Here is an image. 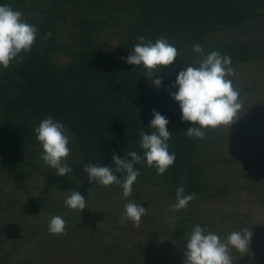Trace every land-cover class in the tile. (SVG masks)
Wrapping results in <instances>:
<instances>
[{
  "label": "trees",
  "instance_id": "16d2710c",
  "mask_svg": "<svg viewBox=\"0 0 264 264\" xmlns=\"http://www.w3.org/2000/svg\"><path fill=\"white\" fill-rule=\"evenodd\" d=\"M0 3L38 28L23 61L0 69V264H183L185 238L196 223L221 239L249 227V251L231 250L233 264H264V221L244 210L256 205L264 212V177L258 180L264 174V0ZM139 36L166 38L178 50L158 74V90L157 74L126 63ZM197 43L231 57L242 103L235 123L206 131L203 140L186 135L191 125L169 96L177 73L198 62ZM153 111L169 121L174 164L163 175L135 165L140 175L127 197L119 185L91 182L86 163L114 168L113 154H142L139 130L151 131ZM48 116L69 130V176L40 159L33 129ZM182 182L196 196L175 210ZM69 190L87 200L82 213L65 205ZM132 200L147 209L138 226L121 221ZM55 215L66 222L62 234L48 231Z\"/></svg>",
  "mask_w": 264,
  "mask_h": 264
},
{
  "label": "clouds",
  "instance_id": "9594fccd",
  "mask_svg": "<svg viewBox=\"0 0 264 264\" xmlns=\"http://www.w3.org/2000/svg\"><path fill=\"white\" fill-rule=\"evenodd\" d=\"M23 13L14 10L10 5L0 3V69L8 68L12 62L21 63V53H28L37 38L38 28L35 24L22 18ZM51 33H46L47 39ZM138 42L132 47L126 63L143 67L145 74L151 77L152 85L158 90L162 79L158 75L164 68L172 65L178 57L176 46L166 38H158L153 42L139 36ZM192 52L199 54L196 64H185L177 73L169 91L170 98L179 106L181 121L189 122L185 131L189 138L203 140L206 131L227 125L230 127L240 118L242 103L240 92L234 87L231 77L234 69L232 59L219 51L206 52L200 44L192 46ZM168 119L157 111H153L147 129L139 130V148L127 151L124 158L112 155L115 167L100 163H86L83 167L89 180H95L101 186L119 185L125 197L132 192L140 171L135 165L143 162L154 167L158 175H163L175 162L176 155L169 151L168 141L172 134L168 131ZM37 142L41 146L40 159L56 175L66 176L73 172L67 157L70 154V133L65 124L48 116L42 119L33 129ZM119 174V175H118ZM186 177H182V181ZM65 199L69 209H86L84 196L75 190H69ZM195 193H186L183 182L175 189L173 209L186 208L195 199ZM146 208L135 200L124 205L121 221H131L139 225L146 213ZM65 220L59 215L52 216L48 223L51 234H62L65 231ZM252 232L249 227L231 231L225 239L207 226L194 224L185 238L183 264H233L231 250L247 253L250 248Z\"/></svg>",
  "mask_w": 264,
  "mask_h": 264
},
{
  "label": "rangeland",
  "instance_id": "374dc122",
  "mask_svg": "<svg viewBox=\"0 0 264 264\" xmlns=\"http://www.w3.org/2000/svg\"><path fill=\"white\" fill-rule=\"evenodd\" d=\"M261 168H264V163L261 166ZM251 172L253 173L254 176H257L256 172H254V171H251ZM261 173L263 176L260 174L259 179H258L259 181H261L260 177H264V174L262 171H261ZM245 206H244L245 212L250 213V214L252 213L253 214V216H252L253 220H258L259 223L264 221V212L261 211L256 205L250 206V208H245ZM228 208H229V211H232L230 206H228ZM236 211H238V210H236ZM236 211H234V212H236Z\"/></svg>",
  "mask_w": 264,
  "mask_h": 264
}]
</instances>
